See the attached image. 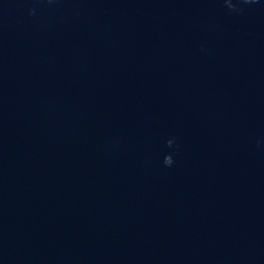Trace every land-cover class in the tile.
I'll return each mask as SVG.
<instances>
[{
	"label": "water",
	"instance_id": "obj_1",
	"mask_svg": "<svg viewBox=\"0 0 264 264\" xmlns=\"http://www.w3.org/2000/svg\"><path fill=\"white\" fill-rule=\"evenodd\" d=\"M242 7L0 0V264H264V0Z\"/></svg>",
	"mask_w": 264,
	"mask_h": 264
},
{
	"label": "clouds",
	"instance_id": "obj_2",
	"mask_svg": "<svg viewBox=\"0 0 264 264\" xmlns=\"http://www.w3.org/2000/svg\"><path fill=\"white\" fill-rule=\"evenodd\" d=\"M227 8L234 13L241 14L245 11L242 5H251L257 3V0H224ZM173 146V140L166 141V147L171 148ZM165 166H171L173 164V156L171 153H166L163 158Z\"/></svg>",
	"mask_w": 264,
	"mask_h": 264
}]
</instances>
